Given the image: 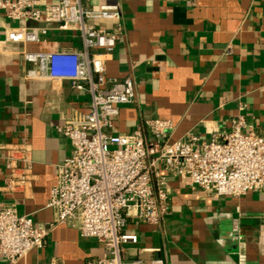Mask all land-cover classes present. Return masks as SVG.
Listing matches in <instances>:
<instances>
[{
  "label": "crops",
  "instance_id": "crops-1",
  "mask_svg": "<svg viewBox=\"0 0 264 264\" xmlns=\"http://www.w3.org/2000/svg\"><path fill=\"white\" fill-rule=\"evenodd\" d=\"M119 4L126 33L108 56L107 74L136 83V99L120 106L116 133L130 134L144 120L170 119V141L195 133L209 139L229 131L246 105V121L264 136V0H90L91 8ZM43 8V3L40 4ZM108 28L113 21L98 22ZM46 27L39 42H15L10 29ZM72 29L0 14V205L14 204L38 227L56 218L48 206L57 167L71 156V140L59 131L67 116L90 109V94L70 81L29 79L22 52L79 49ZM152 139L150 132H147ZM18 143L30 144V179L5 189V156ZM162 174L166 172L161 169ZM169 214L161 225L131 218L127 231L139 242L126 258L166 264H264V191L218 197L170 177ZM159 249V250H156ZM104 255L94 237L66 224L49 227L43 247L18 264H90ZM0 264L10 262L0 256Z\"/></svg>",
  "mask_w": 264,
  "mask_h": 264
},
{
  "label": "built area",
  "instance_id": "built-area-1",
  "mask_svg": "<svg viewBox=\"0 0 264 264\" xmlns=\"http://www.w3.org/2000/svg\"><path fill=\"white\" fill-rule=\"evenodd\" d=\"M0 14L56 24L81 37L79 49H26L22 57L31 64L26 78L68 80L91 97L88 112H74L58 127L73 151L57 167L48 203L56 214L49 227L66 224L103 244L104 255L90 264H166L162 256L149 263L126 258L125 250L139 242L136 233L127 231L131 218L159 226L169 214L170 177L218 197L264 191V136L248 125L244 103L229 131L206 140L190 132L170 141L176 126L162 118L144 120L130 134L114 131L120 106L136 99L131 75L107 74L108 56L126 33L119 4L91 8L90 0H0ZM102 20L113 21V26L99 24ZM41 33L47 28H15L8 38L39 42ZM5 160V189L25 186L32 163L30 144L18 143ZM49 227L36 226L31 216L18 214L14 204L0 205V256L18 264L32 249L43 247Z\"/></svg>",
  "mask_w": 264,
  "mask_h": 264
}]
</instances>
